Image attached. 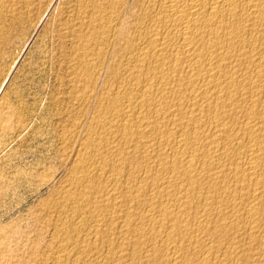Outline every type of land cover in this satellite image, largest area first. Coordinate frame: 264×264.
Segmentation results:
<instances>
[{
	"label": "bare ground",
	"instance_id": "6f19581e",
	"mask_svg": "<svg viewBox=\"0 0 264 264\" xmlns=\"http://www.w3.org/2000/svg\"><path fill=\"white\" fill-rule=\"evenodd\" d=\"M153 1L151 9L147 7L150 11L147 12V38L143 43L141 41L142 46L127 72L131 89L124 86L121 93L118 90L112 102L107 98L112 106L104 111L112 109L113 114L109 116L115 118L106 127L110 132L118 129L122 143L130 149L139 146L142 155L151 153V157L148 154L144 161V172L136 186L125 181L127 186L122 193L123 199L120 198L122 201H116V191H110L109 194L104 192L107 197L98 195L100 200L97 194L93 195L99 200L95 202L91 188L98 187V184L101 186L95 181L97 178H88L84 183L92 190L89 196L85 194L86 188L81 192L79 187V200L87 202L88 209L89 203L92 207L95 203V212L101 205H113L115 209L112 212L115 215L119 213L116 217L121 216L125 221L133 220L137 210L123 205V202L130 204L137 199L152 207H148V212L138 214V219H147L148 225L132 227V222L125 224L126 229L122 227L131 236L127 244L137 261L143 252L154 251L153 255L155 252L159 255L164 253V264H228L229 258L234 260L246 252L244 245H238L234 240L230 247L223 248L225 258L222 262L216 263V259L208 255L207 250L214 247L211 241L213 245L206 241L209 235L220 238V242L244 235L247 243H255L254 250L257 249L259 256L256 255L261 258L264 256V0ZM82 72H89L87 65L82 66ZM97 118L101 119V115ZM104 133L105 136L103 133L88 136L90 138L84 143L87 151L80 154L81 167L90 166V160L97 154V146L100 147L99 143L106 133L108 135V132ZM114 141L116 143L115 135L107 139L110 144ZM118 149L122 152L120 147ZM119 152L113 157L118 164L106 162L112 156L107 159L106 155V160L97 156L104 166H110L114 175L119 174L120 164L127 159ZM127 164L129 166L130 163ZM77 169H74L75 174ZM153 169L156 171L152 173ZM125 174L127 176L126 171ZM69 196L72 199L73 196ZM97 204H101L99 209ZM94 222V237H103V220L96 218ZM229 232L233 235L227 234ZM146 240L152 244H146ZM183 243L192 245L189 252L184 250ZM84 251L89 255L93 253L91 248Z\"/></svg>",
	"mask_w": 264,
	"mask_h": 264
},
{
	"label": "rangeland",
	"instance_id": "374dc122",
	"mask_svg": "<svg viewBox=\"0 0 264 264\" xmlns=\"http://www.w3.org/2000/svg\"><path fill=\"white\" fill-rule=\"evenodd\" d=\"M150 1L0 0V264H164V253L159 255L155 252L153 255L154 251L143 252L142 256H138L142 259L137 261L131 252L132 248L127 244L131 236L124 230L125 224L133 222L132 227L138 228L148 225L146 218L145 221L138 219V214L148 212V207L152 209L148 203L144 204L137 199L132 200L133 204L131 201L130 204L123 202V205L137 210L133 220L131 218L125 221L121 216L116 217L119 213L115 215L112 212L115 209L112 208L113 205L107 206L111 207L110 209L106 205L97 204L98 209L101 205V208L96 210L99 211L98 214L95 212L97 208L94 209L95 203H92L93 207L89 203L88 209V203L79 200L81 188V192L87 189V196L93 190L91 195L97 194V198L105 193L109 194L110 191H116V201H122L126 184L137 185L144 170V161L148 159V154L149 158L151 157V153L142 155L139 146L138 149H130L131 147L122 143L118 129L116 132V129L110 132L106 127L115 118L109 116L113 114L112 109L104 112L112 106L111 99L115 93L118 94V90L121 93L126 86H131L127 72L130 71L134 56L138 54L147 38V12H150V5L154 4L153 0L152 4ZM145 26L147 30L144 29ZM83 65L89 68L87 74L82 72ZM127 82H130L129 85ZM107 113L108 116L105 117ZM100 115L101 119H98ZM99 126L101 128H98ZM104 131L108 132V135L106 133L102 143H99L100 147L97 146V154L89 163L91 168L88 166L90 170L88 167H81L80 154L87 151L84 143L92 135L95 136V133L105 136ZM109 134L111 138L115 135L116 143L118 138V145L115 141L113 144L107 143ZM106 145L108 146L105 149ZM112 147H115L114 151ZM119 147L122 152H119ZM116 150L127 158L123 159L126 162L119 163L121 169L118 175H114L109 165H105V168L103 162L98 159V155L105 160L112 156L111 160L106 162L118 164L113 161ZM133 159L136 161L133 162ZM127 162L130 163L129 166ZM76 168L77 174L74 172ZM153 170L152 173L156 171ZM72 175L78 181L71 179ZM88 178H97L95 181L102 187L98 184V187L95 186L97 190L95 187L91 188L92 190L86 188L84 183ZM68 184L71 193L68 191ZM109 186H112L113 190ZM68 192L74 198L71 199ZM108 194L104 196L107 197ZM66 196L68 198L65 199ZM97 198L94 197L93 200L99 201L100 198ZM68 199L72 202H68ZM66 209H69V212ZM88 211H91L92 215ZM82 212H85L84 216ZM89 218L103 220V237H94L95 222ZM141 223L143 225H140ZM231 233L227 234L232 236ZM239 236L236 235L235 239L233 237V241L229 240L231 243L220 242L221 239L213 235H209V238L206 236V241L210 245L214 244V247L207 250L208 255L213 260L216 259V263L222 262L225 258V246L230 247L236 240V244L244 245L246 252L243 251L245 254L241 257H233L236 261L229 258L228 264H264V256L259 258L257 249L254 250L255 243H247L244 235ZM241 241L245 243L242 244ZM144 242L152 244L148 240ZM107 243H111L110 246H107ZM191 246L183 243L186 252H189ZM215 247L217 248L214 249ZM85 248H91L93 253L86 254ZM88 256L92 257L89 259Z\"/></svg>",
	"mask_w": 264,
	"mask_h": 264
}]
</instances>
